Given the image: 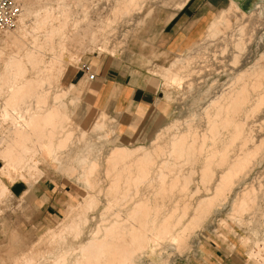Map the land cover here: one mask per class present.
Returning a JSON list of instances; mask_svg holds the SVG:
<instances>
[{"label":"bare ground","instance_id":"6f19581e","mask_svg":"<svg viewBox=\"0 0 264 264\" xmlns=\"http://www.w3.org/2000/svg\"><path fill=\"white\" fill-rule=\"evenodd\" d=\"M34 1L25 0L22 13L17 20V26L13 31L18 28L19 23L21 28L25 26V22L34 26L39 24V26H42V24L44 26L47 24L48 26V23H50L49 29L47 30L46 28L47 31L45 33L52 37L56 35L58 40L56 44L60 51L64 49L66 42L82 47L87 42L93 48L94 46H98L99 50L107 48L108 44L106 42L108 41L105 40V42L101 39V42L96 33L102 32L104 28L105 30L109 28L106 27L112 22L110 17H105L101 20L98 17L96 21L94 20L95 22L92 19L88 20L83 27H81L80 22L73 21L72 28L70 29L71 33L67 34L64 27L73 11L70 10L69 4L64 3L66 0H57L55 4H52L48 0L49 3L47 2L45 4L44 9L38 10L35 13L31 11ZM113 1L105 0V11H109V3ZM153 1L158 4L163 3V0ZM183 1L177 0L173 4V7L180 6ZM121 3L122 12L118 13L121 16L124 13V16L127 15L126 17H129L128 15L132 14L131 12H134V10H137L138 14L144 6V3H146V0H122ZM38 5L40 4L38 3ZM92 6L96 8L95 11L103 8L97 3L92 4ZM81 7L83 8L85 6L80 5ZM89 7L88 9L90 10ZM94 7L91 8V11ZM60 10H63V17L57 16ZM235 10H237L235 6H230L228 9L223 10L218 17L210 22L206 30L203 41L205 47L202 48L204 46L202 45L201 48L208 50L210 46L214 45L211 42H218L223 46L220 48L218 46V50H216L219 52L223 48L219 52L220 55L218 53L210 55L208 51L206 54L203 50V52L199 50L201 48H198V51L195 54L193 53V56L189 60L185 57H177L167 69L163 70V79L167 83H175V85H179L176 81L185 78H182V76L179 78L178 76L180 72L182 73V69H184V73H187L185 68L188 66L194 69L191 77H188V80L191 81L197 77L195 76L196 74L203 73V70H205L204 73L206 72L205 75L209 76L219 73V71L217 72L219 68L228 77V81L223 87L219 86L215 88V91H211V99L200 110L199 115L204 122L202 123V129L198 130L197 126L193 124V118H189V120H183L184 122L182 123L175 121L169 125L167 124L159 134L157 133L158 135L156 134V141L151 143L149 148L148 146H137L130 149L124 145L116 144L108 149L103 159L105 166H103L104 169L102 168L104 170V175L102 174V176L105 177L107 186L106 188L104 187L105 189L97 186V198H94L92 195H87L82 204L83 207L81 206L84 209L94 207V210L96 209L95 213L90 216L83 215L82 218L78 217L81 225L76 228L75 224L80 222L75 223L77 217L75 221H73L74 219L71 220L72 216L70 214L72 213L70 212L66 216L67 219L65 218V221L59 223L57 233L52 237H58V243L61 247V245L70 242H66V236L64 237L67 233L66 231L69 230L72 238L69 239H71L72 243L77 242L78 245L69 249L68 247L67 249L64 248L65 250H62L51 263L48 259H45V264L47 262L50 264H141V258L144 256V253L160 245L161 242H165L169 247H174L176 250L184 247L186 239L196 232L195 228L197 229L205 221L204 218L209 212L211 214L212 208L220 205L218 203L220 201L222 202V200H227L229 196L231 198L229 197L230 202L228 204L229 210L227 216L230 221H235L236 223L246 213L251 214L257 220L253 225L258 228L256 231L262 233V239L260 243L255 240L256 243H254V246L256 250L249 253L248 258L264 263V256L260 253V250L264 249V214L263 210L259 209L260 207L258 208V203L264 202V190L263 192L260 191L261 193L259 194L261 196L257 195L256 197L254 195V192H256L254 186L257 184V186L261 187L260 182L264 178V123L260 122L257 125L254 121L249 120L250 118L259 116L257 114L260 112L264 117V54L258 56L259 59L250 64V60L247 61V58H244L246 57V55H243L244 51L242 52L243 54L241 50L239 51L241 49L240 47H243V49L245 47L242 44H244V34L247 31L245 33L243 32L244 29L241 21L236 26L234 25L235 22L232 28L229 25L230 19L237 18ZM82 12V16L85 19L86 14H84L85 12L83 10ZM97 13L99 14V12ZM239 20L242 19L237 18V21ZM93 23L99 24L101 30H98L96 27L98 32L96 31L95 33L93 30L95 26L92 29ZM35 29L37 28L35 27ZM31 31L32 33L34 32L33 29ZM3 34L11 33L4 32ZM121 36L123 37V35ZM108 43L110 45V41ZM12 45L18 50V54L20 50L27 49L26 47L23 48L25 45L19 38H15ZM55 45L50 39L48 50L54 52ZM228 45L231 47V50L226 55L224 52ZM82 47L79 48L77 46L78 49H82ZM60 51L59 53L62 52ZM53 52L52 54H54ZM13 54L10 56V62L13 65H10L14 66V69L20 67L25 69V65L30 63L28 51L25 55L22 54L24 55L23 58L21 56L18 58L16 56L18 54ZM224 55L226 57H223ZM61 56L62 53L57 58L56 55H54L55 58L53 57L55 64L53 63L54 66H52L56 69L59 68L60 63H64ZM7 58L9 59V57ZM228 61L230 62L229 64L227 63ZM196 68L198 69L197 71H195ZM42 72H38L36 76H39ZM4 74L6 75V73ZM5 75L4 77L7 76ZM8 80L11 81L10 79ZM179 82H182V80ZM41 84V82L36 80L31 81V79H26L21 84L14 85L13 87L9 84L7 99L5 98V102L3 100L4 106L2 110L4 117L8 118L10 116L13 118L9 117L10 119L16 121V115L18 116L17 112L21 115L25 113L23 111L25 109H27L26 113L29 110L32 111L28 115L25 113L27 118L24 116L25 119H21L24 121L20 123V126H17L15 135L13 134L14 138L8 139L7 141L4 140L6 142L4 145L6 148L0 154V162L3 161V157H6V159L9 158V162H19L23 159V154H18L17 157L11 156L10 150L12 147L19 146L24 134H29L34 137L32 138V145L35 146V151L39 152L44 162L52 165L54 168L57 164V158H59L56 156L57 152H55V149L57 147H63L65 150L66 143H69L70 133L64 136L60 135V133H63V128L65 127V120L68 119L64 111L63 102L60 103L62 98L66 96V93H55L51 97V100L48 101L49 88ZM186 84V87L190 86L189 83ZM43 107L47 109L45 111L39 110ZM36 111L38 113L41 111V114L34 113ZM184 126L185 130L183 129ZM103 128L104 123L96 120L87 130L81 129L73 137L79 143L80 141H85V143L87 142L86 144L93 146L91 144V138H93L92 133L99 132ZM112 135L113 131H110L103 138L98 137L96 139H98L99 143L105 145V142L102 141H108V138ZM58 148L56 151L59 152ZM25 151L23 149L22 153H25ZM99 156L101 155L99 154ZM90 157L91 152L89 151L80 159L82 167L89 166L90 164V171L88 173L85 171L87 175L94 169H98V164L95 163L96 161L93 162L94 160L91 161L92 159ZM35 163L37 162L35 161ZM31 165L33 167L35 166L34 163ZM184 165L189 166V172L185 174L182 173ZM85 168L87 169V167ZM0 171H2L4 181L9 182L12 172L11 169L0 168ZM84 175L86 179L88 176L86 174ZM195 177H197L199 182H195ZM91 186L93 187L94 185ZM6 189V185L0 181V190L2 193ZM253 195L255 197H252ZM98 196H101V198L98 199ZM187 196H189L190 200L196 198L195 202H186ZM248 200H250L249 203ZM98 201L103 203H100L102 205L101 208L98 206ZM88 226L91 228L87 230L88 232H85ZM83 234L85 235L83 236ZM242 241L241 243H243ZM39 262V264H43V262ZM28 264H30L29 261Z\"/></svg>","mask_w":264,"mask_h":264},{"label":"rangeland","instance_id":"374dc122","mask_svg":"<svg viewBox=\"0 0 264 264\" xmlns=\"http://www.w3.org/2000/svg\"><path fill=\"white\" fill-rule=\"evenodd\" d=\"M35 1L32 4V10H31L34 13L38 12V10L40 11L44 9V7L46 6L45 4L47 2L49 3V1L52 4H55L57 2V0H49V1L39 0L40 2L38 0H37L38 2ZM69 1L66 0V2H64L69 4L70 10L73 11L72 15L69 17L64 27V30L67 32V34L71 33L70 29L72 28L73 21L80 22V25H82L81 27H83L85 22H87L88 20L92 19L93 21L94 20L96 21L98 17H100L99 18L100 20L104 19L105 17H110L113 23L111 22L110 25L106 27V28L109 27L108 28L109 30L108 29L105 30V28L103 29L105 32L102 30V32H99L97 34L96 31L98 32V30H101L100 25L97 23H93L92 25V29L95 26L93 30L96 33V35H98L97 37L99 40L102 39L103 41L105 40L108 42L110 41V45L108 42L105 41L108 44L107 48L99 50L98 46H94L93 48L87 42L83 47L80 45L72 44L74 46L73 47L71 43L66 42L65 43L66 47L64 46V49L61 50L62 51L61 52L58 48V45L56 44V42L58 41L56 35L52 37L47 35V33H45L49 29L50 23H48V26L47 24H45V26L44 24H42V26H39L40 24L34 26L28 22H25V26L23 28H21V25L19 23L18 28L15 31L7 32L11 34H6V35H4L3 33L0 34V77H1L0 78V143L3 144V145L0 144L1 145L0 154L1 152H4L6 148L4 146L6 144L5 141L14 138L17 126H20V123H23L24 121L21 119H23L24 116L25 118H27L26 116L28 115V113L32 111L29 110L26 113L27 109H25L23 111H25L27 115L24 113L21 114L22 116L20 115V113L17 112L18 116L19 115L20 116L18 117L16 115V121H15L12 120L13 118L10 116H8V118L4 117V113L2 110L4 106V102L7 99L6 97L8 96L9 86L11 85V87H13L14 85H19L26 79H31V81L33 80L39 81L42 83L41 85H43L46 88H49L48 101L51 100V97L55 93H61V92L66 93V96L62 98L60 103L63 102L64 111L67 114L68 119L65 120V124H64L65 127L63 128V133L62 134L60 133V135L64 136L67 133L71 134L70 139L68 141L69 143H66L64 147L65 150L63 149V147H59V148L57 147L59 152L56 151L57 148L55 149V152H57L56 156L59 157L57 158V164L55 167L56 169L52 165L44 162L39 152L35 151L36 148H34L35 146L32 145L33 144L32 138L34 137L29 134H24V137L23 139H21L19 146L12 148L10 147L11 156L13 155L14 157H17L18 154H23L22 155L23 159L21 161L9 162L10 160L9 158L6 159V157H3V161L0 162V168L11 169L12 171L9 182L4 181L2 177V171H0V181H2L7 187L6 191H4L5 193L4 192L2 193V191L0 190V264H28V261L30 264H39L40 263L39 261L45 264V259H48L49 262L51 263L56 259L57 255L62 250L67 249V247L69 249L74 246H77L78 245L77 242L75 243L71 242L72 238L69 233V230L66 231L67 233L66 235H64V237L66 236L65 237L66 242L68 241L70 242L61 245L63 249L60 247V244L58 243L59 242V239H57L58 237L55 238L52 237L54 234L57 233L58 225H60L59 223L65 221L67 219L66 218L67 214H70V212L72 213L70 214V216H72L71 220L74 219L73 221H75V218L77 217L75 223L80 222L75 224L76 228L79 225H81V221H79L78 217L82 218L83 215L90 216L93 213H95L96 209L94 210V207L84 209L81 208V206L84 203V199L87 197V195H92L94 198H97L96 196V194L98 195L97 186H99V188L102 187V189H105L107 186L105 177L102 176V174L104 175V170H102V168L103 166H105V164L103 163L104 162L103 159L106 153L108 152V149H110L112 146L116 144L124 145L130 149L137 146H143V147L148 146L149 148L151 146V143L156 141L155 140L156 134L157 133L159 134L164 129V127L167 126V124L169 125L170 123L175 121L182 123L184 122L183 120H187V119L189 120V118L190 119L193 118L194 120L193 124L194 126H197L198 130L202 129L201 128L203 127L202 123L204 122L201 119V116L199 115L200 110L202 109V107L205 106V103H207V101L211 99L210 98V95L212 94L211 91H215V88L219 86L223 87V85L228 81V77L225 76L221 68L217 69V72L219 71V73L215 74L216 76L215 75L206 76L205 75L206 72L204 73L205 70H203V73L195 75L197 77L194 78L192 76L194 78L193 81L188 80V77L190 78L192 71H194V69L189 68V66L185 68L187 70L186 71L187 73H184L185 72L183 71L184 69H182L183 74L180 72V75L178 77L180 78L182 76V78L183 77L185 78L181 79L182 82H179L181 80L176 81V83H178L179 85L176 84L177 85L176 86L175 83L174 84L167 83L166 80L163 79V70L161 69L167 68L174 57L180 56V57H185L186 59L189 60V58L193 56V53L195 54V52L198 51V48H201V46L205 44L203 41L205 39L206 32L204 36L201 38V40L198 43H196L185 54L171 56L170 58H167L156 52V49L153 47L151 42L155 41L156 36L160 30V20L164 19V17H166L171 12H172L171 15L174 12H176L175 9L173 8V4H175L177 0H163V3H160L161 5L153 0H148V1L146 0V3H144V6L142 7V9L138 14H137V10L131 12L132 14L128 15L129 17H126L127 15L124 16L123 13L124 18H122L123 16H121V14L118 13V12L120 13L122 12L121 11L122 0H114L112 3L110 2L108 7L109 11L104 10L105 0H101V1L78 0V3L77 0H69ZM19 2L20 4H22L21 7H23L25 4V0H19ZM38 3L40 5H38ZM96 3L99 4L100 7H103L100 8L101 11L100 10L95 11L96 8L92 6V4H96ZM80 5L85 7L87 6L86 8L83 7L86 10L83 9L82 7L81 9ZM229 5L232 7L235 6L237 8V10H235L237 13L236 14L237 18L242 19L239 21H237V18L230 19L229 25L231 26V28L234 27V25L236 26V24H238V22L241 21L242 23L241 25L243 26L244 29L243 32L245 33L247 31L246 32L247 34L243 33L245 36L244 37L245 40L242 46L245 47L244 49L243 47H240L241 49H239V51L241 50V53L244 51V54L242 53L244 56L246 55V57L244 58H247V61L250 60L249 62L251 64L259 59L258 56L264 54V41H263L264 40V0H243L241 7L238 6L236 0H229V4L223 10L228 9V7H230ZM91 6L94 7L92 11H91L92 8ZM88 7L90 8V10L88 9ZM82 10L85 12L84 14H86L85 19L82 16L83 15ZM221 11L217 14L216 17L220 15ZM88 12L89 14H87ZM97 12H99V14ZM57 16L63 17V10H60ZM35 27L37 29H35ZM96 27L98 28V30ZM253 28L256 29L257 31L254 30ZM31 29H33V31L35 29V31L32 33ZM27 33H29L30 35L29 34L27 35ZM249 33L251 36L249 35ZM107 34H109L108 38H107ZM121 35H123V37ZM33 36L35 37V39H33L34 38ZM15 38L17 39L19 38L20 41L23 42V44L25 45L23 46V48L24 47L27 48V49H22L23 51L20 50L19 54H18V50L14 48L15 45L14 44H13L14 46L12 45V42L15 40ZM50 39L53 41L54 45L55 44L57 45V46L55 45L56 48H54L55 50L54 52L48 50ZM46 42L48 45L46 44ZM211 44L214 45L210 46L208 50L202 49L205 47V45L202 46V48L199 50H201V52L204 51L205 53L208 51V54L210 53V55L212 54L215 55L217 53L219 54L220 50L223 49L221 48L218 52L216 51L218 50V46L219 48L223 46H221V44H219L218 42L217 43L211 42ZM245 44H249V45H245ZM77 46L79 48L82 47V49H78ZM214 46L216 49L214 48ZM12 50H14L13 51L14 54L12 53ZM230 50L231 47L228 45L226 46L224 53L227 55L228 51ZM245 50L247 53L245 52ZM27 51L29 52L28 56L30 63L28 65H25V69H23V67L17 68L18 70L14 69L15 67L12 66L13 64L10 62L11 59L10 56H12V54L13 55L18 54L16 55L18 56V58H20V56L23 58ZM59 51L62 53L61 59L64 61V63L63 64L60 63V65L58 64L59 66L58 65L57 66L59 68L56 69L53 67L55 64L53 57L54 55H56L57 58L58 55L61 54L59 53ZM52 52L54 54H52ZM226 55H224L223 57H226ZM7 57H9V59ZM6 62L7 64L5 65ZM227 63L229 64L230 62L228 61ZM113 64H117V65L119 64L121 66L123 65L126 70L131 72L142 73V75L147 80L148 88L155 93V97H156L155 109H154L155 116H153V118H151L148 121V123L144 125L140 133H137L135 136L131 137L130 139L125 138L119 134V124L117 123L116 119H113L107 116L106 114H105L106 115L105 118L100 117L99 119L98 116L103 112L97 111L92 105L86 102L83 98V93H84L83 91L85 90L86 84L77 86L74 85L72 82H70L71 76L76 72L85 73L87 80V72L85 71V69L88 68L89 73L95 74L100 69H103L108 65H113ZM154 66H160V68L159 67L154 68ZM50 67H52V69H50ZM189 69L190 70L192 69L191 72ZM197 70L198 69L196 68L195 71ZM40 71L43 72L39 74V76H36ZM12 72H15L16 74ZM4 73H6L7 76ZM4 75L6 77H4ZM19 76L21 77L19 78ZM8 79H10L11 81H9ZM8 82L10 85L8 84ZM186 83H189L190 86L186 87L187 86ZM70 84H73L75 88L69 86ZM43 108H40L39 110L45 111L47 109L45 107ZM34 113L41 114V111H39V113L38 111ZM260 113L257 114L259 116H255V118L253 117L250 118L249 120L254 121L255 123H257V125L258 123L260 124V122L264 123V117L262 113L261 114ZM9 117L12 119H10ZM96 120L100 121L101 123L103 122L105 124H104V128L101 131L92 133L93 138H91L92 140L91 144H93V146L86 144L87 142L85 143V141H80L79 143L78 140L76 141V139H74L73 136H75L79 132V130L81 129L87 130L91 126V124ZM183 129L185 130V126ZM110 131H113V135L108 138V141H102L105 142V145L99 143L98 139L96 138L98 137L103 138L104 136H106V133L108 134L110 133ZM115 135L117 136V139L115 138ZM23 149L26 150L25 153L24 152L22 153ZM87 151L91 152L90 159H92L91 161L94 160L93 162L96 161L95 163L98 164L96 165L97 168L99 169V170L94 169L93 170L94 172L91 171V173H89L88 175L87 173L88 171H90L89 168L90 164L89 166L86 165L82 167L80 163L81 157L84 154L88 153ZM99 154L101 156H99ZM35 161L37 163H35ZM32 163L35 164L34 167L31 165ZM85 167H87V169ZM85 171L87 173H85ZM187 172H189V166L184 165L182 173L185 174ZM84 174L88 176L87 177L88 179L87 178L86 179L89 182L84 178L85 177ZM262 179H263L262 182H260L261 187L257 186V184L254 186V189L256 191L254 192V195L256 197L257 195L261 196V194L259 193L263 192L264 190V178ZM38 180H50L51 182L58 184L60 188L67 190L69 195L68 203L70 202L72 203L69 206L67 204L58 217L46 221L42 226L38 224L40 223V220H36L34 214H32L31 212H27L25 205V196H26L25 190L26 189L30 190L31 187ZM197 180H198L197 177H195L196 183L199 182V180L198 181ZM90 185H94V186L96 185V186L95 187L93 186L94 187L93 189V187L92 186L90 187ZM254 195L252 197H255ZM229 197L231 198V196ZM229 197L225 201L224 200H222V202L220 201L218 203L220 205H216L212 208L211 214L210 212L207 214L208 218L207 216L204 218L205 221L201 223V225L199 226L200 228L199 227H197V229L195 228L196 232L191 234V236H189L186 239V244L184 247L176 250L174 247H169L165 242H161L163 244L160 243V245L153 247L150 250H148L146 253H144V256L141 258V264H177L178 262L187 261V260H189V262H194V261L211 262L216 257L221 258L223 260V259L233 258L234 256L240 261V264H264L261 261L258 260L254 261L248 258L249 253H252V251L256 250L254 243H256V241L260 243L262 239V233L260 231H256L258 230V228L253 225L254 222H256L257 220L253 218L254 216L252 217L251 214L244 213L245 215H242V218L236 223L235 221H230L227 216L229 210L228 204L230 202ZM99 198H101V196H98V199ZM186 198H185L186 202L188 203L189 201L194 203L196 200V198L190 200L189 196H187ZM249 201L250 200H248V203ZM100 203L101 204L103 203L98 201V206L101 208L102 205ZM263 203H258L259 204L258 208L260 207L259 209H262L264 214ZM240 222H242L243 224L241 223L240 225ZM90 228L91 227L88 226V228L85 229V232H88L87 230H89ZM84 235L85 234H83V236ZM241 241L243 243L245 242V244L247 241V244L245 245L241 243ZM260 253L262 256H264V249H261ZM166 260L168 261L166 262ZM50 263L47 262L46 264H50Z\"/></svg>","mask_w":264,"mask_h":264},{"label":"crops","instance_id":"0c3cea01","mask_svg":"<svg viewBox=\"0 0 264 264\" xmlns=\"http://www.w3.org/2000/svg\"><path fill=\"white\" fill-rule=\"evenodd\" d=\"M242 2L243 0H236L240 7ZM228 4L229 0H184L180 6L173 7L176 12L172 15L171 12L160 20V30L151 44L156 52L167 58L185 54L201 40L210 22ZM177 57L180 56L173 60ZM70 82L77 86L86 84L84 100L97 111L103 112L104 118L107 115L116 119L119 134L125 138L130 139L140 133L144 125L155 116L156 97L148 88L147 80L142 73L128 71L123 65L113 64L100 69L91 82H87L85 73L76 72L71 76ZM73 84L69 86L75 88ZM102 114L98 117H102ZM115 138L117 139L116 135ZM25 193L27 212L34 214L41 226L58 217L67 204H72L68 203V191L50 180H38ZM234 257L223 260L216 257L211 262L187 260L177 264H240Z\"/></svg>","mask_w":264,"mask_h":264},{"label":"built area","instance_id":"2783aa9c","mask_svg":"<svg viewBox=\"0 0 264 264\" xmlns=\"http://www.w3.org/2000/svg\"><path fill=\"white\" fill-rule=\"evenodd\" d=\"M22 12V7L19 0H0V34L13 31L17 26V20ZM87 72V81L94 80L95 74Z\"/></svg>","mask_w":264,"mask_h":264}]
</instances>
